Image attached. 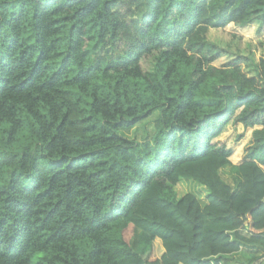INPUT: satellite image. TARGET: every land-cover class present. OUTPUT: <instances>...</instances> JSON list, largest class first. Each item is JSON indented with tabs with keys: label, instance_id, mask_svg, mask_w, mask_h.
<instances>
[{
	"label": "trees",
	"instance_id": "obj_1",
	"mask_svg": "<svg viewBox=\"0 0 264 264\" xmlns=\"http://www.w3.org/2000/svg\"><path fill=\"white\" fill-rule=\"evenodd\" d=\"M250 25L264 48V0H0V264H222L242 246L264 264V54L221 36ZM190 180L205 204L176 197Z\"/></svg>",
	"mask_w": 264,
	"mask_h": 264
},
{
	"label": "rangeland",
	"instance_id": "obj_2",
	"mask_svg": "<svg viewBox=\"0 0 264 264\" xmlns=\"http://www.w3.org/2000/svg\"><path fill=\"white\" fill-rule=\"evenodd\" d=\"M257 26H245V27H227L226 31L227 34L221 35L224 39L228 40L231 39V35L235 34L243 44L250 52L253 53L255 59H257L260 55L264 54V48L260 44V37L262 34H259V32L256 30ZM220 38V36H219ZM156 116V113L152 114L150 117H148L143 123L138 124L135 127L130 128H123L121 129V132L126 137L136 139V140H142L146 136L149 135V131L152 130L153 124H154V118ZM237 126L234 125V123H230L228 127L225 129L224 133L220 136L221 140L234 145L235 149L240 150V147L246 142H242V140H238L236 137L238 134ZM221 176L222 178L230 183L234 188H238L240 185V176L236 172L234 166H227L221 169ZM174 192L177 198H179L182 194L189 192L195 195L201 202V204L206 203L205 199V193L206 189L204 186L194 182V181H182L177 187L174 188ZM251 250L246 249L243 247L241 249L240 254L237 256V260L244 261L245 258L248 259L251 254ZM258 254L262 253L261 251H257ZM243 256L244 258H241ZM241 258V259H240ZM222 264H229L228 261L222 260Z\"/></svg>",
	"mask_w": 264,
	"mask_h": 264
},
{
	"label": "crops",
	"instance_id": "obj_3",
	"mask_svg": "<svg viewBox=\"0 0 264 264\" xmlns=\"http://www.w3.org/2000/svg\"><path fill=\"white\" fill-rule=\"evenodd\" d=\"M242 248H243V246L241 247V249ZM240 252H241V250L238 253L234 254V255L225 256L223 260L228 261L229 264H244L246 258H245L244 261H239V260L236 259L237 256L240 254ZM241 258H244V257L241 256Z\"/></svg>",
	"mask_w": 264,
	"mask_h": 264
}]
</instances>
